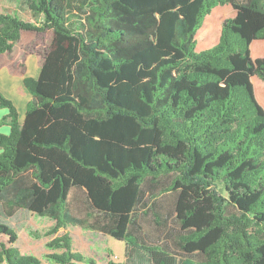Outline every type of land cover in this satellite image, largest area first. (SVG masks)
I'll use <instances>...</instances> for the list:
<instances>
[{
  "label": "trees",
  "instance_id": "16d2710c",
  "mask_svg": "<svg viewBox=\"0 0 264 264\" xmlns=\"http://www.w3.org/2000/svg\"><path fill=\"white\" fill-rule=\"evenodd\" d=\"M13 1L31 20L0 10V55L24 32L51 42L23 79L22 123L0 92L2 215L82 227L68 207L80 189L132 264H264V0ZM168 174L181 257L129 231L144 181ZM17 239L0 219V264H41ZM50 246L53 264H94L69 235Z\"/></svg>",
  "mask_w": 264,
  "mask_h": 264
},
{
  "label": "rangeland",
  "instance_id": "374dc122",
  "mask_svg": "<svg viewBox=\"0 0 264 264\" xmlns=\"http://www.w3.org/2000/svg\"><path fill=\"white\" fill-rule=\"evenodd\" d=\"M0 10L13 12L17 10V6L13 0H0ZM18 12L21 18L31 20L27 12L21 10ZM228 12V9H218L213 17L205 22L204 28L215 29L228 15ZM50 42L49 32H24L12 52L0 56V61L9 65L12 73L32 78L29 75L25 76L27 58L35 57L40 66ZM25 91H27L26 88ZM174 177L175 174H168L154 179L147 178L144 181L141 189V202L132 216L129 231L139 243L146 246H158L176 257H181L180 237L183 232L175 218L176 193L165 190ZM219 191L226 196L222 188H219ZM68 207L73 216L82 220V227L69 226L51 233L55 221L21 209L17 210L11 218H5L0 208V219L16 231L18 239L15 246L19 252L22 255L35 257L41 264H53L48 256L62 253V249H54L50 245L56 238L64 235H69L71 238L73 252L82 254L94 264H108L109 262L132 264L129 260H125V243L101 232V228L109 225V219L91 209L84 191L72 189L68 198ZM134 263L148 264L146 261H135Z\"/></svg>",
  "mask_w": 264,
  "mask_h": 264
},
{
  "label": "crops",
  "instance_id": "0c3cea01",
  "mask_svg": "<svg viewBox=\"0 0 264 264\" xmlns=\"http://www.w3.org/2000/svg\"><path fill=\"white\" fill-rule=\"evenodd\" d=\"M0 56H3V54ZM39 70L40 66L37 64V59L33 56L28 57L25 76L29 75L33 79H36L38 77ZM23 78L24 76L12 73V69L9 65L3 64L0 61V92L15 106L19 123H22L25 115L26 104L31 99L29 92L25 91ZM7 114L8 110L0 107V120ZM9 132V126L4 125L0 127L1 134L8 135Z\"/></svg>",
  "mask_w": 264,
  "mask_h": 264
}]
</instances>
